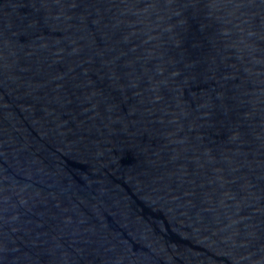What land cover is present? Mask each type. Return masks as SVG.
<instances>
[{
    "label": "water",
    "instance_id": "obj_1",
    "mask_svg": "<svg viewBox=\"0 0 264 264\" xmlns=\"http://www.w3.org/2000/svg\"><path fill=\"white\" fill-rule=\"evenodd\" d=\"M0 264H264V0H0Z\"/></svg>",
    "mask_w": 264,
    "mask_h": 264
}]
</instances>
